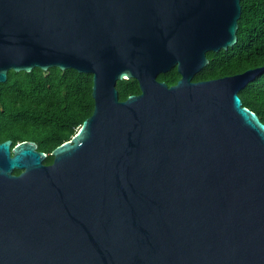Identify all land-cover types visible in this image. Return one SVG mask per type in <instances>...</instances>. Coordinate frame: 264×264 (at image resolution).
<instances>
[{
    "label": "water",
    "instance_id": "water-1",
    "mask_svg": "<svg viewBox=\"0 0 264 264\" xmlns=\"http://www.w3.org/2000/svg\"><path fill=\"white\" fill-rule=\"evenodd\" d=\"M240 0H0L8 70L92 74V113L52 162L0 141V264H264V123L206 80L237 41ZM175 66L168 85L159 73ZM140 92L120 100L116 81ZM19 170V173H14Z\"/></svg>",
    "mask_w": 264,
    "mask_h": 264
},
{
    "label": "trees",
    "instance_id": "trees-1",
    "mask_svg": "<svg viewBox=\"0 0 264 264\" xmlns=\"http://www.w3.org/2000/svg\"><path fill=\"white\" fill-rule=\"evenodd\" d=\"M241 13L236 30L237 41L227 49L207 51L208 63L193 80H206L264 66V0H240ZM176 67L159 73L158 80L168 85L179 78ZM120 100L140 92L135 78L116 81ZM92 74L68 68L34 67L30 72H7L0 82V141L12 144L31 140L47 154L44 163L52 162L51 150L70 139L93 110ZM242 105L253 110L264 123V70L238 91ZM19 170H14L18 173Z\"/></svg>",
    "mask_w": 264,
    "mask_h": 264
},
{
    "label": "bare ground",
    "instance_id": "bare-ground-1",
    "mask_svg": "<svg viewBox=\"0 0 264 264\" xmlns=\"http://www.w3.org/2000/svg\"><path fill=\"white\" fill-rule=\"evenodd\" d=\"M244 106V105H243ZM247 107V106H246ZM248 108V107H247ZM249 110H251L250 108H248ZM253 111V110H252ZM254 112V111H253ZM258 116V115H257ZM260 119V118H259Z\"/></svg>",
    "mask_w": 264,
    "mask_h": 264
},
{
    "label": "flooded vegetation",
    "instance_id": "flooded-vegetation-1",
    "mask_svg": "<svg viewBox=\"0 0 264 264\" xmlns=\"http://www.w3.org/2000/svg\"><path fill=\"white\" fill-rule=\"evenodd\" d=\"M46 159V157L44 158V160ZM44 160H43V162H44ZM46 164V163H45ZM19 173V172H18Z\"/></svg>",
    "mask_w": 264,
    "mask_h": 264
}]
</instances>
